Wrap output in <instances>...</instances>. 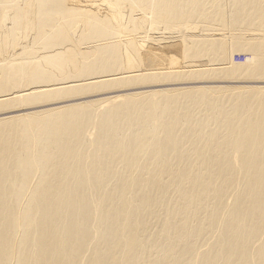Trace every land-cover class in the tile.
<instances>
[{
	"label": "bare ground",
	"instance_id": "1",
	"mask_svg": "<svg viewBox=\"0 0 264 264\" xmlns=\"http://www.w3.org/2000/svg\"><path fill=\"white\" fill-rule=\"evenodd\" d=\"M0 264H264V0H0Z\"/></svg>",
	"mask_w": 264,
	"mask_h": 264
},
{
	"label": "rangeland",
	"instance_id": "2",
	"mask_svg": "<svg viewBox=\"0 0 264 264\" xmlns=\"http://www.w3.org/2000/svg\"><path fill=\"white\" fill-rule=\"evenodd\" d=\"M233 56V60L235 61V62H237V64H241V63H243V57H242V55H240L239 56V54H234V55H232ZM235 58V59H234ZM190 83H193V82H191V81H186V82H184V81H182L181 83H174V84H171V85H176V86H174V88L175 89H177V88H181V87H186V86H189V87H194L193 85H190ZM236 86H241V84H235ZM243 85V84H242ZM244 85H246V84H244ZM128 88H126V90H127ZM131 89V88H130ZM119 91H122V90H119ZM122 93H126L125 92V90H123V92ZM131 93V92H130ZM90 97H92V96H90ZM93 97H95V96H93ZM97 99V97H95V98H93V99H90V100H96ZM89 101V100H88ZM57 104V103H56ZM33 106H31V107H29V111H27V112H25V113H29V112H32V111H38V110H42V109H49V108H53L54 107V105L53 104H50V105H41V106H39L40 108H37V109H34V108H32ZM17 111H20V112H16V113H22V112H24V111H22V110H24L23 108H21V109H16ZM16 113H12L11 115H17Z\"/></svg>",
	"mask_w": 264,
	"mask_h": 264
}]
</instances>
